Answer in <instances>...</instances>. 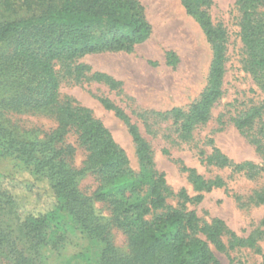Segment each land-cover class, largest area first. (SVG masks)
I'll return each mask as SVG.
<instances>
[{"label":"trees","instance_id":"trees-1","mask_svg":"<svg viewBox=\"0 0 264 264\" xmlns=\"http://www.w3.org/2000/svg\"><path fill=\"white\" fill-rule=\"evenodd\" d=\"M181 1L187 12L199 20L212 44L209 82L188 109L173 108L153 114L174 119L179 137L190 142L193 131L211 119L212 109L223 95L228 32L223 24L212 20L209 11L212 0ZM235 5L243 44V68L264 90V0H236ZM0 10L3 17L0 19V82L5 88L0 97V162H10L16 173L28 174L32 179H15L0 172V258L12 264H44L41 250L60 244L62 236L58 231L68 211L91 233L107 242L102 264H222L209 242L219 251L227 249L222 238L226 232L224 221L214 218L206 222L195 210L188 209V202H200L204 198L202 193L190 197L181 189L179 207L168 203L173 192L165 174L158 170L154 149L137 122L110 98L99 97L127 125L136 146L138 171L132 168L126 151L103 121L73 96L61 92L62 80L70 77L76 84L97 82L122 93L121 81L93 71L80 60L106 52H131L136 45L147 41L153 27L143 3L140 0H0ZM3 110L45 113L58 125L45 140L23 138L3 121ZM147 114L141 111L139 116ZM263 114L264 101L232 120L240 131H245ZM71 132L78 136L79 144L87 152L86 167L79 171L68 163L75 149L64 144ZM208 143L213 148L207 156L210 165L233 167L250 177L257 171L258 166L251 162L234 163L214 145V139ZM182 170L188 173L197 191L225 185L220 177L206 180L194 168L183 166ZM86 171L96 176L95 199L108 207L114 224L128 235L129 256L115 249L99 221L94 222L92 211L86 208L87 198L79 188V179ZM1 177L17 180V184L23 183L29 191L43 183L48 205L22 213L17 195L4 185ZM251 199L257 205L264 203V190H256ZM255 242L251 235L229 247L253 246Z\"/></svg>","mask_w":264,"mask_h":264},{"label":"rangeland","instance_id":"rangeland-1","mask_svg":"<svg viewBox=\"0 0 264 264\" xmlns=\"http://www.w3.org/2000/svg\"><path fill=\"white\" fill-rule=\"evenodd\" d=\"M140 1L153 27L147 41L136 45L131 52H106L87 55L80 60L91 66L93 71L110 74L121 81L122 93L111 91L108 86L97 82L76 84L70 77L62 80L61 92L73 96L103 121L126 151L132 168L138 171L136 146L127 125L114 111L107 109L99 97L106 96L124 109L132 121L137 122L141 133L154 149L157 168L165 174L173 192L168 203L179 207L181 199L178 193L181 189H185L190 197L202 193L204 198L200 202H188V209L195 210L203 221L210 222L214 218L224 221L226 232L222 238L227 249L219 251L209 242L221 263L264 264V203L257 205L251 199L256 190H264V114L245 131H240L232 120L254 106H260L264 101V90L243 68V44L236 0H212L209 10L212 20L215 24H223L228 32L223 95L212 109L211 119L193 131L190 142L179 137L174 119H165L153 113H165L173 108L186 110L200 98L209 82L212 44L199 20L187 12L181 0ZM4 90L0 82V97L4 95ZM141 111L148 114L141 117ZM3 112V121L23 138L45 140L58 125L45 113ZM211 138L214 145L234 163L251 162L257 165L253 177L236 172L233 167L210 165L207 156L213 151L208 143ZM64 144L75 149L72 157H68L70 167L76 171L85 168L87 152L79 144L78 136L74 132L69 133ZM183 166L196 169L206 180L220 177L225 185L214 186L210 191H197L188 173L182 170ZM0 172L13 175L15 179L32 180L28 174L16 173L8 161L0 162ZM1 178L4 185L17 195L22 213L48 205L49 197L44 193L43 183L29 191L23 183L17 184V180ZM97 185L96 176L91 171H86L79 179V188L88 202L86 208L92 211L94 222L99 221L115 249L121 255L129 256L128 235L114 224L108 207L95 199ZM65 214L58 231L62 236L61 242L55 247L48 245L42 248L43 263L102 264L107 242L91 233L68 211ZM251 235L256 239L253 246L229 247L238 239L245 240ZM0 264L12 263L0 258Z\"/></svg>","mask_w":264,"mask_h":264}]
</instances>
